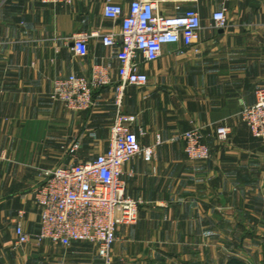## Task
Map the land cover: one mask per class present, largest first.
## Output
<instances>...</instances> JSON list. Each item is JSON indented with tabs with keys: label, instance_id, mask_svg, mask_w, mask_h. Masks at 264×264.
<instances>
[{
	"label": "crops",
	"instance_id": "crops-1",
	"mask_svg": "<svg viewBox=\"0 0 264 264\" xmlns=\"http://www.w3.org/2000/svg\"><path fill=\"white\" fill-rule=\"evenodd\" d=\"M132 1L0 0V264H106L90 242L14 244L18 223L31 235L39 230L33 192L44 170L110 146L122 25L104 6L120 4L126 14ZM223 7L227 25L219 28L213 14ZM159 8L164 15L194 8L202 28L191 45L166 44L155 61L141 57L148 83L125 87L121 110L136 117L132 129L155 156L124 165L127 194L143 203L135 222L118 226L110 264H264V142L241 116L264 86V0H170ZM82 32H113L117 42L108 47L92 34L77 54ZM99 64L110 66L112 82L95 92L91 109L51 98L56 78L90 76ZM220 126L231 128L225 141ZM196 127L212 150L207 160L185 152L182 135Z\"/></svg>",
	"mask_w": 264,
	"mask_h": 264
},
{
	"label": "built area",
	"instance_id": "built-area-1",
	"mask_svg": "<svg viewBox=\"0 0 264 264\" xmlns=\"http://www.w3.org/2000/svg\"><path fill=\"white\" fill-rule=\"evenodd\" d=\"M40 1L70 4L73 0ZM165 1L170 0H133L126 14L120 4H105L104 15L120 19L122 25L121 48L118 51L119 81L116 84L118 109L111 128L110 146L105 152L85 162L44 170V180L33 192L34 200L41 209L39 230L31 235L18 223L15 247L30 242L33 237L63 246L90 242L97 246L99 257L106 264L111 263L118 226L135 222L143 203L142 199L127 194V183L123 178L124 165L136 156H142L147 162H151L155 156V147H143L132 129L136 117L121 110L125 87L148 83V74L139 69L141 57L144 61H155L161 56L166 44L183 42L191 45L199 38L202 28L198 10L188 8L179 14L164 15L159 4ZM177 8L181 7L178 5ZM213 19L217 27H225L226 8L216 10ZM92 34L101 36L105 46L116 45L117 36L113 32ZM92 34L82 32L76 35L74 49L77 54L86 52V44ZM111 82L110 66L99 64L93 67L90 76L72 73L56 78L50 96L61 101L69 110H89L95 105V92ZM255 96L256 102L244 105L241 116L252 134L264 142V86L255 90ZM230 132V127L220 126L217 136L225 141ZM204 137L199 127L182 135L185 152L190 160H207L212 156V150ZM78 146V143H74L70 152L76 151ZM5 157L0 151V161ZM22 213L19 212L20 215Z\"/></svg>",
	"mask_w": 264,
	"mask_h": 264
}]
</instances>
